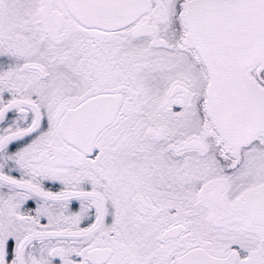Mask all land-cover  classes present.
<instances>
[{"label":"snow or ice","instance_id":"1","mask_svg":"<svg viewBox=\"0 0 264 264\" xmlns=\"http://www.w3.org/2000/svg\"><path fill=\"white\" fill-rule=\"evenodd\" d=\"M0 264H264V0H0Z\"/></svg>","mask_w":264,"mask_h":264}]
</instances>
